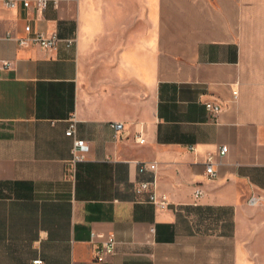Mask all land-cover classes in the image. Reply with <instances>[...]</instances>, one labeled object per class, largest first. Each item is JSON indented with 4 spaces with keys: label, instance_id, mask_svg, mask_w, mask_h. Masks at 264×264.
Returning a JSON list of instances; mask_svg holds the SVG:
<instances>
[{
    "label": "crops",
    "instance_id": "0c3cea01",
    "mask_svg": "<svg viewBox=\"0 0 264 264\" xmlns=\"http://www.w3.org/2000/svg\"><path fill=\"white\" fill-rule=\"evenodd\" d=\"M27 24L77 41L21 46ZM4 62L0 264H264V0H0Z\"/></svg>",
    "mask_w": 264,
    "mask_h": 264
},
{
    "label": "built area",
    "instance_id": "2783aa9c",
    "mask_svg": "<svg viewBox=\"0 0 264 264\" xmlns=\"http://www.w3.org/2000/svg\"><path fill=\"white\" fill-rule=\"evenodd\" d=\"M5 4L8 7H16L22 4L24 7L29 8L31 6V2L35 1L38 6L42 9L46 8L48 4V0H4ZM26 36L19 38V44L21 46H27L29 44H36L44 49H56L60 42L64 41L68 46L73 45L77 39L76 38H68L62 39L58 36L56 32L47 34L45 32H33V28L31 24H27L25 27ZM8 62H4L2 68H0V72L5 68L9 67ZM206 107L208 111L214 117H218L219 114L223 111L224 107L219 101H208L206 102ZM124 124L122 122H116L113 124V127L118 132L123 128ZM68 136L74 138V147H73V158L70 161V170L75 171V165L78 161H81L85 158V153L89 150L88 142L84 139L76 138V121L72 120L70 126L66 132ZM140 142H144L145 139L140 136L138 138ZM228 151V146H223L221 148V153L225 154ZM206 174L210 179L217 177V171L215 169L214 163V155L210 154L207 157L206 161ZM156 170H157V163L156 162H139V172H152L154 173L153 180L149 181H141L138 183L137 190L138 192H147L149 194L147 200L152 202L161 208H167L170 205L169 199L163 195L161 197L158 196L156 192ZM202 190L197 188L195 191V197L198 199L202 196ZM96 234H93V237ZM101 237L104 238L101 245L98 246L97 252L94 258L95 262H103L105 261L108 256L112 255L116 250V239L114 235H102ZM34 264H43L42 259L34 260Z\"/></svg>",
    "mask_w": 264,
    "mask_h": 264
},
{
    "label": "rangeland",
    "instance_id": "374dc122",
    "mask_svg": "<svg viewBox=\"0 0 264 264\" xmlns=\"http://www.w3.org/2000/svg\"><path fill=\"white\" fill-rule=\"evenodd\" d=\"M257 198H259L262 202V205H264V196L263 195H258Z\"/></svg>",
    "mask_w": 264,
    "mask_h": 264
}]
</instances>
